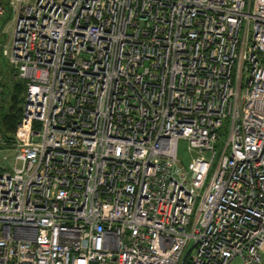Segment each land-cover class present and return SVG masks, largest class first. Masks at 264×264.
Wrapping results in <instances>:
<instances>
[{
    "label": "built area",
    "instance_id": "obj_1",
    "mask_svg": "<svg viewBox=\"0 0 264 264\" xmlns=\"http://www.w3.org/2000/svg\"><path fill=\"white\" fill-rule=\"evenodd\" d=\"M5 15L25 90L10 140L0 127V264H262L264 0H0Z\"/></svg>",
    "mask_w": 264,
    "mask_h": 264
},
{
    "label": "rangeland",
    "instance_id": "obj_2",
    "mask_svg": "<svg viewBox=\"0 0 264 264\" xmlns=\"http://www.w3.org/2000/svg\"><path fill=\"white\" fill-rule=\"evenodd\" d=\"M6 15L4 16L5 19L3 18L0 20V77H3L2 78L3 82L10 81V83H12V79L16 77L14 76L13 71L9 67L7 61L5 60V57L1 53L2 43L8 41L11 35L10 33L11 18L7 19L8 16L6 17ZM228 131H229V120L228 118H225L223 124L219 129V135L215 143V149L217 152H220L223 145L225 144ZM177 154L179 157V161L177 163L179 165H184L186 167L191 159V153L187 149V142L184 138L179 139ZM208 154L210 155V153ZM14 155H15V149L9 147H0V163H3L4 165L7 164L11 165L13 163ZM262 264H264V255L262 257Z\"/></svg>",
    "mask_w": 264,
    "mask_h": 264
},
{
    "label": "trees",
    "instance_id": "obj_3",
    "mask_svg": "<svg viewBox=\"0 0 264 264\" xmlns=\"http://www.w3.org/2000/svg\"><path fill=\"white\" fill-rule=\"evenodd\" d=\"M11 70L13 71L12 68ZM2 78L3 77H0V79ZM2 84L4 89L2 90L1 98H0L1 100L0 127L4 132L5 138L7 140H10L12 138L16 126V122L18 121L20 116L19 105L23 101L25 84L19 78L12 79V83H10V81L3 82L2 80Z\"/></svg>",
    "mask_w": 264,
    "mask_h": 264
},
{
    "label": "water",
    "instance_id": "obj_4",
    "mask_svg": "<svg viewBox=\"0 0 264 264\" xmlns=\"http://www.w3.org/2000/svg\"><path fill=\"white\" fill-rule=\"evenodd\" d=\"M19 108H21V105H19Z\"/></svg>",
    "mask_w": 264,
    "mask_h": 264
}]
</instances>
